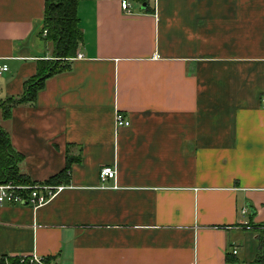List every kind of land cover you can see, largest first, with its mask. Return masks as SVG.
I'll return each instance as SVG.
<instances>
[{
    "label": "crops",
    "instance_id": "crops-1",
    "mask_svg": "<svg viewBox=\"0 0 264 264\" xmlns=\"http://www.w3.org/2000/svg\"><path fill=\"white\" fill-rule=\"evenodd\" d=\"M121 2L81 1L82 58L34 106L0 114L34 183L73 160L48 205L0 207V258L251 264L264 229V0L132 1V14ZM45 6L0 0V101L54 59Z\"/></svg>",
    "mask_w": 264,
    "mask_h": 264
},
{
    "label": "trees",
    "instance_id": "trees-1",
    "mask_svg": "<svg viewBox=\"0 0 264 264\" xmlns=\"http://www.w3.org/2000/svg\"><path fill=\"white\" fill-rule=\"evenodd\" d=\"M81 1L85 0H46L41 35L44 41L53 44L54 59L41 61L37 76L25 83L23 95L7 97L0 101V114L5 120L12 117L16 107L34 106L39 93L45 88L47 79L69 70L70 61L77 56L78 47L83 40L78 16V6ZM132 1L141 2L142 0ZM45 31H47L46 35H44ZM24 159V155L14 149L10 134L0 126V183L13 181L17 184H34L21 172L20 164ZM72 162L73 160L68 157L66 168L43 183L51 185L68 183V173ZM260 242V249L251 264H264V229L261 231ZM30 258L3 256L0 258V264H32ZM228 264H240V262L234 258L230 259Z\"/></svg>",
    "mask_w": 264,
    "mask_h": 264
},
{
    "label": "built area",
    "instance_id": "built-area-1",
    "mask_svg": "<svg viewBox=\"0 0 264 264\" xmlns=\"http://www.w3.org/2000/svg\"><path fill=\"white\" fill-rule=\"evenodd\" d=\"M122 10L127 14H132V0H122ZM45 35L47 32H44ZM77 58H82L78 55ZM9 71V66L6 64H0V77ZM262 104L264 107V97L262 98ZM116 124L118 127H128L130 122L121 113L116 114ZM103 182L108 179H115L116 170L112 167H104L100 173ZM66 186L64 184L51 185L43 182H38L30 185L17 184L13 181L0 183V207L4 206H19V207H31L37 210L51 203ZM248 213L246 209L241 211V214L245 216ZM234 254H237L234 251ZM32 264H46L44 259L38 256H32L30 258Z\"/></svg>",
    "mask_w": 264,
    "mask_h": 264
},
{
    "label": "rangeland",
    "instance_id": "rangeland-1",
    "mask_svg": "<svg viewBox=\"0 0 264 264\" xmlns=\"http://www.w3.org/2000/svg\"><path fill=\"white\" fill-rule=\"evenodd\" d=\"M45 10H46V6H45ZM45 32H47V31H45ZM44 35H45V33H44ZM46 44L48 45L49 48H53V44L51 42L50 43L46 42Z\"/></svg>",
    "mask_w": 264,
    "mask_h": 264
},
{
    "label": "water",
    "instance_id": "water-1",
    "mask_svg": "<svg viewBox=\"0 0 264 264\" xmlns=\"http://www.w3.org/2000/svg\"><path fill=\"white\" fill-rule=\"evenodd\" d=\"M144 7V6H143Z\"/></svg>",
    "mask_w": 264,
    "mask_h": 264
}]
</instances>
